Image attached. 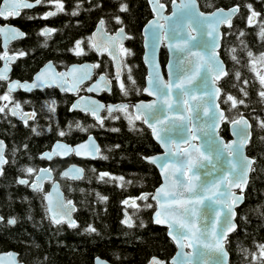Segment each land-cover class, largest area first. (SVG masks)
<instances>
[{
    "label": "snow or ice",
    "instance_id": "1",
    "mask_svg": "<svg viewBox=\"0 0 264 264\" xmlns=\"http://www.w3.org/2000/svg\"><path fill=\"white\" fill-rule=\"evenodd\" d=\"M41 4L53 6L51 10L39 14L41 19L65 11L62 0H0V19L16 18L20 15L21 9H31ZM147 4L151 9L152 18L147 20L142 29L144 61L148 69L142 91L155 99L138 100L135 104L120 102L105 105L91 96L78 95L69 106V111L79 109L93 117L96 124L103 127L100 110L106 108L109 114L118 110L130 129L134 127V121H142L146 124L151 129L153 139L163 149V152L157 155L141 156V159L154 164L159 169L162 182L150 193L140 192L138 196H127L120 200L121 205H131L134 210L133 215L141 207L154 208L152 222L166 225L167 235L176 246V253L169 259L163 260L153 255L147 264H229L228 252L224 248L225 237L238 228L234 218L244 220V216L238 213L237 206L245 199L249 174L255 171L254 165L257 163L256 156L245 154V146L250 144L251 136L249 120L243 114L230 119L217 103L222 89L216 82L221 77L227 76L217 49L221 46V36L230 35L233 17L238 13L241 5L233 3L224 8L209 3L205 7L211 10L201 11L198 0H164V2L147 0ZM166 4H170L171 9L167 13H165ZM102 6V3L92 5L97 9ZM242 7L247 10V16L244 18L246 25L258 27L255 36L259 43L264 44V19H258L261 13L254 10L251 3L245 2ZM80 8V0H77L71 14L77 15ZM127 8L124 2H120L117 12H126ZM85 11L89 10L85 9ZM33 18L27 17V19ZM111 19L118 25L115 31L106 30V22L101 16L93 31L86 37L76 39L74 46L69 47L67 51L77 57L86 54L81 46L82 40H86L88 50L95 52L97 57L102 53L106 54L112 62L115 84L121 95L127 97L129 91L121 81V70L128 69L129 86L134 85L135 81L129 65L122 60L124 56L131 54L122 41L130 39L131 36L126 34L120 15L113 14ZM221 25L229 28V31L222 33ZM55 31V28L48 26L38 29L45 40ZM244 34L243 29L237 33L238 36ZM25 35L24 31L15 26L7 23L0 25V38L3 39L5 47V51H0V62H2L0 82L5 85L4 91L0 93V114L4 117H16L25 127L29 126V121H33L31 132L39 135L34 122L37 113L34 110L24 111L21 102L12 96L14 90L23 89L29 92L34 88L55 86L62 93L76 95L81 90L89 93L108 91L110 84L106 64L105 72L100 73L96 79H91L94 75L93 70H98L100 67L97 62L72 63L57 71L53 67V61L48 60L33 74L31 82L10 79V63L17 57L25 56L26 52L15 50L9 53L6 50L7 43ZM239 42L244 46L247 67L259 86L256 95L264 105V71L258 70V66L264 68V50L254 52L248 48L244 40L241 39ZM161 44L168 52V62L164 65L168 72L167 80L161 75V65L156 60V50ZM226 52L233 61L239 63L237 56L233 54L235 49L226 48ZM60 63L63 65V61ZM234 75L239 80V84L245 86L240 88L241 96L247 97L248 92L245 88L248 80H240L239 71ZM85 82L89 83L85 86ZM223 98L231 102L229 112L237 105L245 104L243 98L236 99L228 93H224ZM23 103L28 104L30 101L24 100ZM55 104L54 99L43 101V107L52 114L56 111ZM108 118L116 120L118 116L110 115ZM255 121L257 129L264 130V119L255 117ZM221 122L227 123L232 139L225 140L219 134ZM70 127H75L81 132L86 130L79 121H76L74 124L65 125L63 129L57 127L58 137H64ZM259 139L264 141V137ZM21 147L26 148L25 145ZM112 147L118 148L119 145ZM5 151V141L0 140V174L8 163ZM11 151L15 157L17 151L15 145ZM70 154L77 157L99 156L100 159H106L100 154V149L90 134L86 140L74 145L57 139L52 144L51 151L40 152L39 156L51 160L54 156L64 158ZM90 170L95 172V169ZM21 171L26 177L31 176V182L20 176L16 177V182L31 188L38 198L42 197L41 207L44 213L42 219L50 221L53 226L66 224L69 229H75L77 221L72 214L76 211V207L71 199L64 198L60 193L59 186L53 180L52 169L42 167L37 170L32 166L24 165ZM82 173L83 169L76 165H68L59 175L69 180H79ZM95 179L99 182L115 181L117 187H121L123 181L122 176L113 175L108 171H100ZM45 180L52 184L47 192L43 191L42 187ZM96 195L101 202L106 200V197L100 193ZM137 201H143V204H137ZM252 211L259 213L264 220V201ZM4 219L0 216V222H4ZM28 219H31V216ZM6 223L13 225L16 219L9 216ZM120 224L132 227L133 219L128 212H124ZM139 226H144L143 220H140ZM82 231L95 233L97 230L92 223H88ZM253 244L256 251L250 254L252 264H264V242L253 241ZM185 248L189 251H184ZM242 251L247 258L248 249ZM0 256L11 258L10 264H22L14 252L0 253ZM0 264H4L2 259ZM36 264H44V261H36ZM94 264H107V261L94 257Z\"/></svg>",
    "mask_w": 264,
    "mask_h": 264
},
{
    "label": "trees",
    "instance_id": "2",
    "mask_svg": "<svg viewBox=\"0 0 264 264\" xmlns=\"http://www.w3.org/2000/svg\"><path fill=\"white\" fill-rule=\"evenodd\" d=\"M120 2L128 6L126 12H117ZM245 2L251 3L254 10L261 13L258 19H264V7H262L264 0H198L199 7L203 11L211 10L205 7L209 3L217 7H229L233 3L241 5L238 13L233 17L230 35L221 36L219 55L225 64L227 76L222 77L217 83L222 89L218 101L230 119L243 114L250 121L251 136L250 144L246 145V154L256 156L257 163L254 165L255 171L249 174L245 199L237 208L238 213L244 216V220L235 218L238 228L225 239L224 246L229 254V264H252L250 254L256 251L253 241L264 242V220L259 213L252 211L261 201H264V141L259 139L264 137V130H258L255 121V117L264 119V105L260 103V98L256 95L259 86L247 67L244 46L239 41L244 40L248 48L254 52L264 50V44L259 43L255 36L258 27L246 25L244 18L247 16V10L242 7ZM76 3L77 0H65V11L48 19L37 17L42 11V4L31 10H21L15 20L7 19L26 33L24 37L13 41L7 47L8 52L15 50L26 52L25 56L16 58L11 74L19 78H27L47 59H51L56 67H60V55L66 51L74 37L88 36L101 16L106 22V30L113 31L118 25L111 19V15L116 14L121 16L125 32L131 36L124 44L131 54L124 56L122 60L129 65L135 84L129 86L128 69H122L121 81L128 88L129 95L122 96L113 82L111 92L103 94V98L115 102L141 97L137 89H141L143 85L145 67L141 60L140 30L151 16L146 0H80L81 8L77 15L73 16L71 10ZM96 3H102L103 6L99 9L93 8L92 5ZM29 16L34 18L27 19ZM45 25L56 29L47 40L38 32V29ZM240 29L244 30L243 36L237 35ZM228 31L229 28L222 27V33ZM82 45L86 54L81 57V60L95 59L93 55L87 54L86 40H82ZM226 48L235 49L233 54L237 56L239 63L230 58ZM165 57L166 52L162 46L159 51L161 65L164 64ZM97 71L105 72V66L101 65ZM236 71L241 73L240 80H248L245 88L248 92L247 97L241 96L240 88L245 86L239 84V80L234 75ZM107 75H111L110 62L107 66ZM4 87L3 82H0V93L4 91ZM224 93L236 99L243 98L245 104H239L229 112L231 102L224 100ZM50 99L56 101L54 114L43 105L32 109L37 113L34 122L39 135L31 132L33 121H29V126L25 127L19 120L0 114V138L5 141V155L8 161L3 173L0 174V216L5 218L4 222H0V251L9 249L16 251L18 259L25 264H36V261H44V264H92L94 256L106 258L111 260L110 262L116 260L137 264L149 252L161 251L167 246L163 240L165 229L150 221L153 208L141 207L133 215L134 210L131 205L120 204V200L125 197L138 196L140 192H150L159 183L155 167L141 159V156L159 151L149 130L141 121H134V127L130 129L118 110L111 114L103 113L101 115L103 127H100L90 115L77 110L69 111L63 94H60L59 106V94L56 89L47 90L44 101ZM21 106L22 109L31 110L29 103L21 104ZM110 115H117L118 119L108 118ZM76 121L85 127V132L70 127L66 135L60 139L73 144L83 139L86 134L92 133L99 145L100 154L106 159H100L99 156L93 160L77 159L71 154L63 159L53 157L46 161L38 156L40 151L49 148L51 140L58 138L59 122L60 129H63L65 125L74 124ZM111 129H118V131H111ZM219 134L224 139L229 137L226 122H222ZM14 145L17 148L15 157L11 151ZM21 145H25L26 148ZM113 145H119V147H112ZM71 162L79 164L83 169V175L79 180H69L59 176L61 169ZM24 165L35 169L40 166L52 169L53 179L59 182L64 198L71 199L76 207V211L72 214L77 221L75 229H69L66 224L53 226L48 220L42 219L44 215L41 207L42 197L38 198L29 187L16 182L17 176L31 180L30 175L26 177L21 171ZM90 169H95V172ZM100 171L122 176V186L117 187L115 181H97L95 176ZM104 179L107 180V178ZM49 183L44 181L43 190ZM97 193L105 196L106 200L101 202ZM137 204L142 205L143 201H137ZM123 211L128 212L133 219L132 227L120 224ZM9 216H13L16 223L7 225L6 220ZM29 216L31 219H28ZM140 220L144 221L143 227L139 226ZM88 223H92L96 228L95 233L82 231ZM245 248L249 251L247 258L242 251ZM257 257L259 260L258 251Z\"/></svg>",
    "mask_w": 264,
    "mask_h": 264
},
{
    "label": "flooded vegetation",
    "instance_id": "3",
    "mask_svg": "<svg viewBox=\"0 0 264 264\" xmlns=\"http://www.w3.org/2000/svg\"><path fill=\"white\" fill-rule=\"evenodd\" d=\"M62 3L64 4V6H65V0H62ZM38 6V5H37ZM36 7V6H35ZM34 7V8H35ZM42 11L39 13V14H41V13H43L44 11H46V10H51L52 9V7L53 6H51V5H47V4H42ZM33 9V8H32ZM22 10H31V9H22ZM37 17L39 18V19H41L40 18V15H37ZM17 18V17H16ZM16 18H11L12 20H15ZM48 18H50V17H48ZM48 18H44V19H48ZM2 20V19H1ZM63 21H61V23H62ZM2 23H10V24H13V25H15L14 23H12L11 21H7V20H2V22H1V24ZM96 24V23H95ZM95 24H94V26H95ZM16 26V25H15ZM46 26V25H45ZM62 26V25H61ZM60 26V27H61ZM94 26H93V28H94ZM18 27V26H17ZM43 27V26H42ZM49 27V26H48ZM19 28V27H18ZM92 28V29H93ZM20 29V28H19ZM91 29V30H92ZM21 30V29H20ZM113 31H115V29L113 30ZM141 31V30H140ZM109 32H111V31H109ZM90 33H91V31H90ZM89 33V34H90ZM127 34V33H126ZM79 37L78 36H76V37H74L73 39H72V41H71V43L68 45V48L69 47H73L74 46V41L76 40V39H78ZM20 39V38H19ZM15 40H18V39H15ZM15 40H13V41H15ZM13 41H11L9 44H11ZM126 42V41H125ZM125 42L123 43V45L125 44ZM8 44V45H9ZM8 45H7V47H8ZM81 46L83 47V45L81 44ZM67 48V49H68ZM67 49H66V51H64L61 55H60V60L61 61H63V65H61V63H60V67H56V65L54 64V66L56 67V69L57 70H60L61 69V67H63V66H66V65H68V64H70V63H81V62H83V61H89V62H97L100 66L101 65H104L105 66V64L108 66V63L110 62V64H112L111 63V60L109 59V57L106 55V54H101V56L100 57H97L96 56V54H95V52H92V51H90V50H88V48H87V54L88 55H93L94 56V58L95 59H93V60H88V59H82L81 60V57L83 56H80V57H77V56H75V55H73L72 53H70V52H68L67 51ZM0 50L2 51V49H1V47H0ZM7 50V49H6ZM9 53H11V52H9ZM16 60V59H15ZM15 60L13 61V62H11L10 63V66H11V69H10V71H9V78L10 79H17V80H19V81H25V80H27V81H30L31 80V78H32V75H33V73L45 62V61H48V60H51V59H47V60H45L29 77H27V78H19V77H17V76H14V75H12L11 74V71H12V66H13V64H14V62H15ZM96 60V61H95ZM52 61V60H51ZM0 63H2V62H0ZM94 71V75H93V77L91 78L92 80L94 79V77H95V75L96 74H98V73H103V71H97L96 69H94L93 70ZM113 74V69H112V66H111V75H107V76H109L110 77V79H111V89H112V85H113V82H115V79H114V76L112 75ZM145 76V75H144ZM87 83H89V82H85V86L87 85ZM143 84H144V77H143ZM5 86V85H4ZM142 87H143V85H142ZM142 87H141V89H142ZM48 89H56L57 90V92H58V94H59V106H60V94H63V95H65V97H66V105H67V108H68V110H69V105H70V103H71V101L74 99V98H76L78 95H86L87 94V92L86 91H83V90H81L79 93H77L76 95H73V94H68L67 92H64V93H62V92H60L56 87H54V86H52V87H46L45 86V88H43V89H32L31 91H29V92H26V91H23V90H21V89H16V90H14L13 92H12V96L14 97V99L15 100H18V101H20L21 102V104H24L23 103V101L24 100H28V101H30V109L32 110V109H34L36 106H42L43 105V101H44V97H45V95H46V92H47V90ZM111 89H110V91L109 92H104V91H102L101 93H100V95L98 96V98H99V100H101L102 102H104V103H107V102H112V101H109V100H106L105 98H103V94H106V93H110L111 92ZM140 94H141V97H138V98H135V99H132V100H130V101H124V102H131V101H136V100H139V99H146L147 97H144L143 95H142V93H141V91H140ZM115 102H119V101H115ZM112 103H114V102H112ZM25 105V104H24ZM33 105H34V107H33ZM24 111H28V110H25V109H23ZM115 111V110H114ZM113 111V112H114ZM103 113H107V114H109L105 109L104 110H102L101 112H100V116L103 114ZM12 117V116H11ZM13 118H15V119H17L16 117H13ZM18 120V119H17ZM60 120V119H59ZM142 122V121H141ZM143 124V123H142ZM58 127L60 128V122L58 123ZM150 133V132H149ZM57 139H60V137H58V138H54L53 140H51V144L55 141V140H57ZM51 146V145H50ZM50 146H49V148H50ZM48 148V149H49ZM40 152H42V151H40ZM39 152V153H40ZM39 153H38V156H39ZM40 157V156H39ZM40 158H42V157H40ZM43 159V158H42ZM58 159H60L59 157H58ZM40 167H42V166H40ZM40 167H38V168H40ZM38 168H37V170H38ZM31 182V180L29 181V183ZM44 184V183H43ZM44 186V185H43ZM42 186V187H43ZM32 190V189H31ZM47 190V188L45 189V190H43V191H46ZM151 215V214H150ZM150 221H151V217H150ZM50 222V221H49ZM153 224V223H152ZM163 240L167 243V246H165V247H163L162 248V250L161 251H157V252H149L148 254H146L143 258H142V260L140 261V262H138L137 264H147V261L149 260V258L151 257V256H156L157 258H159V259H163V260H167V259H169L173 254H174V252L176 251V246L174 245V243H172V241L170 240V238H168L167 237V235H166V232H164V237H163ZM187 249V248H186ZM95 257V256H94ZM93 257V258H94ZM99 257V256H98ZM93 258H92V264H93ZM100 258H102V259H105L106 261H108L109 263H111V264H128V263H126V262H117L116 260H113L112 262H110L109 260H107L106 258H103V257H100Z\"/></svg>",
    "mask_w": 264,
    "mask_h": 264
},
{
    "label": "water",
    "instance_id": "4",
    "mask_svg": "<svg viewBox=\"0 0 264 264\" xmlns=\"http://www.w3.org/2000/svg\"><path fill=\"white\" fill-rule=\"evenodd\" d=\"M146 3H147V0H146ZM35 6H37V5H35ZM34 6V7H35ZM147 6H148V4H147ZM168 9H167V6L165 7V13H167L168 11H170L171 9H170V4H168ZM33 7V8H34ZM219 7H221V6H219ZM148 8H149V10H150V13H151V16L148 18V19H151L152 18V12H151V9H150V7L148 6ZM224 8H227V7H224ZM32 9V8H31ZM22 10V9H21ZM201 10V9H200ZM201 11H203V10H201ZM147 19V20H148ZM3 20V19H2ZM147 20L144 22V24L147 22ZM2 24H5V23H2ZM1 23H0V25H2ZM7 24H9V25H12V26H15V25H13V24H10V23H7ZM144 24L142 25V27H141V31H140V33H141V45H142V54H141V60H142V63H143V65H144V67H145V76L147 75V72H148V69H147V65H146V63H145V61H144V53H145V48H144V39H143V32H142V29H143V26H144ZM95 26H96V24H95ZM95 26H94V28H95ZM15 27H17V26H15ZM222 27H223V25H221V28H220V30H221V32H222ZM225 27V26H224ZM18 28V27H17ZM93 28V29H94ZM93 29L91 30V32L93 31ZM20 38H22V37H20ZM17 39H19V38H17ZM15 40V39H14ZM11 41H13V40H10V41H8V43H7V45L11 42ZM126 41V39L124 40V41H122V43H124ZM163 46V44H161V46L156 50V60H157V62L161 65V63H160V61H159V51H160V48ZM0 47H1V49H2V51H5V47H4V41H3V39L2 38H0ZM164 47V46H163ZM164 49H165V52H166V57H165V62H164V64L163 65H161V75L164 77V79L165 80H167L168 79V72H167V70L164 68V65L165 64H167V62H168V52H167V49L164 47ZM219 49H220V47L217 49V53H218V55H219ZM219 57H220V55H219ZM220 60H221V62L224 64V62H223V60H222V58L220 57ZM85 62H87V63H91V62H89V61H83V62H81V63H85ZM45 63V62H44ZM43 63V64H44ZM112 63V62H111ZM42 64V65H43ZM70 64H72V63H70ZM42 65L40 66V67H42ZM40 67L35 71V72H37L39 69H40ZM53 67H55L54 66V64H53ZM224 67H225V64H224ZM56 68V67H55ZM10 69H11V66L9 65V71H10ZM57 70V69H56ZM57 71H59V70H57ZM114 71V70H113ZM225 71H226V68H225ZM34 72V73H35ZM33 73V74H34ZM93 73H94V71H93ZM100 75V73H98V74H96L95 75V77H94V79H96L98 76ZM33 76V75H32ZM145 76H144V84H143V87L145 86ZM108 78H109V84H110V88H109V90L108 91H104V92H109L110 91V89H111V79H110V77L108 76ZM222 78V77H221ZM32 79V78H31ZM93 79V80H94ZM21 82H23V81H21ZM29 82H31V80L29 81ZM218 82V81H217ZM216 82V83H217ZM217 86H218V84H217ZM47 87V86H46ZM55 87V86H54ZM143 87H142V89H143ZM219 87V86H218ZM34 89H39V88H34ZM58 90H59V88H57ZM142 89H141V93H142V95L144 96V97H147L146 99H139V100H143V101H151V100H153V99H155V97H153V96H149L147 93H145V92H143L142 91ZM21 90H23V89H21ZM24 91V90H23ZM60 91V90H59ZM103 91V90H102ZM102 91H100L99 93H95V92H92V93H89V92H87V94L86 95H83V96H91L93 99H96V100H99V98H98V96L100 95V93L102 92ZM61 92V91H60ZM68 93V92H67ZM68 94H72V93H68ZM77 99V97L76 98H74L72 101H71V103H70V105L73 103V101H75ZM218 99H219V97L217 98V103L219 104V101H218ZM99 101H101V100H99ZM138 100H136V101H131V102H124V103H129V104H135L136 102H137ZM120 102H123V101H119V102H114L113 104H115V103H120ZM101 103H103V104H105V105H107L108 103H112V102H107V103H104V102H102L101 101ZM69 105V106H70ZM219 106H220V104H219ZM220 108H221V106H220ZM106 111H107V109L106 108H104ZM104 109H101L100 110V112L102 111V110H104ZM222 109V108H221ZM73 110H77V111H80L79 109H73ZM223 110V109H222ZM80 112H82V111H80ZM99 115H100V113H99ZM245 116V115H244ZM245 118L246 119H248L246 116H245ZM249 123H250V121H249ZM221 124H222V122H221ZM143 125L149 130V132H150V136H151V138H152V140L157 144V146H158V148H159V151L158 152H156V153H153V154H149V155H157V154H159V153H161V152H163V149L160 147V145L157 143V141L156 140H154L153 139V137H152V133H151V129L150 128H148V126L146 125V124H144L143 123ZM250 125H251V123H250ZM227 130H228V125H227ZM250 131H251V128H250ZM91 135L92 137H93V139L95 140V142H96V144L98 145V143H97V140L95 139V137L92 135V133H88L83 139H81V140H79V141H77V142H75V143H73V144H70V143H68V142H66V141H64V140H62V139H60V140H62L64 143H67V144H69V145H74V144H76V143H79V142H82V141H84V140H86L87 139V136L88 135ZM228 135H229V137L227 138V139H225V140H229V139H232V136H231V133L229 132V130H228ZM0 140H2L1 138H0ZM56 141V140H55ZM54 141V142H55ZM53 142V143H54ZM52 143V144H53ZM193 143H197V141H193ZM52 144H51V146H52ZM51 146H50V148L49 149H45V150H43V151H51ZM98 147H99V145H98ZM42 151V152H43ZM245 154H246V146H245ZM75 158H77V159H91V160H93V159H95V158H93V157H77L76 155H74V154H72ZM247 155V154H246ZM148 156V155H147ZM57 157H59V156H57ZM59 158H61V157H59ZM64 158H66V157H64ZM43 159H45L46 161H49L47 158H43ZM63 159V158H62ZM68 165H76L77 167H79V168H81L82 169V167L79 165V164H77V163H69V164H67L61 171H63L65 168H67L68 167ZM151 165H153L154 167H155V169H156V171H157V173H158V176H159V183L156 185V186H158L162 181H161V177H160V172H159V169L154 165V164H151ZM40 168H42V167H40ZM38 170H39V168H38ZM82 175H83V173H82ZM52 176H53V174H52ZM60 176V175H59ZM61 177V176H60ZM21 178H23V177H21ZM62 178H67V177H62ZM68 179V178H67ZM55 182H56V184L59 186V191H60V193L63 195V191H62V189L60 188V185H59V182L57 181V180H54ZM155 186V187H156ZM51 187H52V184L50 183V185H49V187L47 188V190L45 191V192H47V191H49L50 189H51ZM155 187L153 188V190L152 191H154V189H155ZM31 189V188H30ZM152 191H150V192H152ZM149 192V193H150ZM63 197H64V195H63ZM243 202V201H242ZM154 203V202H153ZM242 204V203H241ZM240 204V205H241ZM240 205H238L237 206V208L240 206ZM154 211V208H153V210L151 211V215H150V217H152V212ZM124 212H126V211H123V216H124ZM210 214V213H209ZM234 221H235V218H234ZM151 222H152V219H151ZM153 223V222H152ZM236 223V222H235ZM154 224V223H153ZM154 225H157V224H154ZM158 226H161V227H163V228H165V232H166V235H167V226L166 225H158ZM230 234V233H229ZM228 234V235H229ZM227 235V236H228ZM167 237L169 238V236L167 235ZM225 239H226V237H225ZM175 245V244H174ZM224 248H225V246H224ZM225 250H226V248H225ZM9 251H11V252H14V253H16V251H14V250H12V249H9V250H6V251H0V253H7V252H9ZM177 251V250H176ZM176 251L174 252V254L176 253ZM184 251H189V249H184ZM227 251V250H226ZM17 254V253H16ZM173 254V255H174ZM95 257H98V256H95ZM100 258V257H99ZM0 259H2L3 261H4V264H10V259L11 258H9L8 256H0ZM100 259H102V258H100ZM228 259H229V254H228ZM102 260H105V259H102ZM106 261V260H105ZM22 264H25V263H23L22 262ZM93 264H94V258H93ZM107 264H111V263H109L108 261H107Z\"/></svg>",
    "mask_w": 264,
    "mask_h": 264
},
{
    "label": "rangeland",
    "instance_id": "5",
    "mask_svg": "<svg viewBox=\"0 0 264 264\" xmlns=\"http://www.w3.org/2000/svg\"><path fill=\"white\" fill-rule=\"evenodd\" d=\"M258 70L264 71V68H260V67L258 66Z\"/></svg>",
    "mask_w": 264,
    "mask_h": 264
}]
</instances>
